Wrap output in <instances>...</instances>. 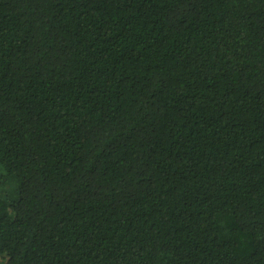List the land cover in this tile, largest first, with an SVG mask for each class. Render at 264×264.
I'll use <instances>...</instances> for the list:
<instances>
[{"label":"trees","instance_id":"16d2710c","mask_svg":"<svg viewBox=\"0 0 264 264\" xmlns=\"http://www.w3.org/2000/svg\"><path fill=\"white\" fill-rule=\"evenodd\" d=\"M0 264H264V0H0Z\"/></svg>","mask_w":264,"mask_h":264},{"label":"rangeland","instance_id":"374dc122","mask_svg":"<svg viewBox=\"0 0 264 264\" xmlns=\"http://www.w3.org/2000/svg\"><path fill=\"white\" fill-rule=\"evenodd\" d=\"M14 187L15 183L7 182L3 187L0 188V193L2 195H7L13 190Z\"/></svg>","mask_w":264,"mask_h":264}]
</instances>
